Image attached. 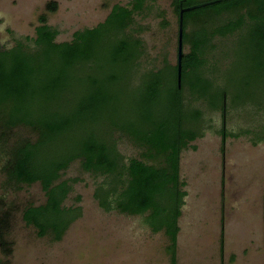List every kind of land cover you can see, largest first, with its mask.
Returning a JSON list of instances; mask_svg holds the SVG:
<instances>
[{"label":"trees","instance_id":"1","mask_svg":"<svg viewBox=\"0 0 264 264\" xmlns=\"http://www.w3.org/2000/svg\"><path fill=\"white\" fill-rule=\"evenodd\" d=\"M146 3L115 5L104 22L75 32L65 43L55 42L57 31L41 16L33 39L35 51L22 43L9 50L0 47V122L9 129L24 126L37 133L34 142L12 149L9 176L18 184L40 183L46 203L29 207L22 215L40 237L50 231L59 241L76 219L77 209L62 207L71 190L69 182H57L60 173L79 160L83 171L109 180V185L94 191L99 207L130 216L148 214L145 224L153 233H164L169 264H176L177 222L186 196L179 175L180 154L202 136L201 112L185 109L183 90L188 87L194 100L223 114L228 81L224 71L223 87L205 75L204 56L215 37L244 29L241 36L247 37L251 48L249 73L259 88L244 98L243 92L232 93V103H264V0H172L178 20L180 12L183 16V45L190 46L181 59V86L176 64L149 72L139 81L142 91L132 97V110L124 103L136 93L128 81L140 56V42L128 30ZM46 9L54 12L56 4ZM242 10L244 15L212 27L221 15ZM189 25L194 31L188 35ZM104 128L120 131L145 149L143 157L162 159V164L136 158L125 164L115 142L102 133ZM219 133L223 144L227 135L224 129Z\"/></svg>","mask_w":264,"mask_h":264},{"label":"rangeland","instance_id":"2","mask_svg":"<svg viewBox=\"0 0 264 264\" xmlns=\"http://www.w3.org/2000/svg\"><path fill=\"white\" fill-rule=\"evenodd\" d=\"M146 1V9L134 16L128 30L140 42V56L128 81L136 93L124 103L132 110L143 76L165 65L172 67L177 60L178 17L172 0ZM131 2L0 0V47L9 50L22 43L35 51L33 39L41 16L57 31L56 43L70 42L75 32L104 22L113 6L127 7ZM50 3L56 4L54 12L46 9ZM244 14V10L223 14L212 27ZM193 31L194 25H189L185 32ZM243 33L244 29L215 37L204 56L205 75L223 87L224 71L228 81L223 114L194 100L188 87L183 90L185 109L201 112L202 136L180 155L179 175L186 196L177 222L176 264H264V103L235 106L231 98L232 93L243 92L244 98L259 88L253 82L255 75L249 73L251 48ZM189 50V44H184L183 53ZM168 79L172 83L171 75ZM222 129L227 135L223 144ZM102 133L115 142L125 164L134 158L162 164V159L143 157L145 149L120 131L104 128ZM36 139L37 133L27 127L9 129L0 122V264H169L168 240L162 231L153 233L145 224L148 214L102 210L93 194L109 180L83 171L79 160L71 162L57 182L68 181L71 186L62 207L78 210L61 239L55 241L50 231L40 237L35 227L26 225L23 212L43 206L46 196L40 183L18 184L9 176L11 153Z\"/></svg>","mask_w":264,"mask_h":264},{"label":"water","instance_id":"3","mask_svg":"<svg viewBox=\"0 0 264 264\" xmlns=\"http://www.w3.org/2000/svg\"><path fill=\"white\" fill-rule=\"evenodd\" d=\"M183 16L182 12H180L179 20H178V41H177V73H176V79H177V86L180 88L181 86V59L183 55Z\"/></svg>","mask_w":264,"mask_h":264},{"label":"crops","instance_id":"4","mask_svg":"<svg viewBox=\"0 0 264 264\" xmlns=\"http://www.w3.org/2000/svg\"><path fill=\"white\" fill-rule=\"evenodd\" d=\"M177 226H178V223H177ZM179 228V227H178ZM178 233H179V231H178ZM177 236H178V234H177ZM176 243H177V237H176Z\"/></svg>","mask_w":264,"mask_h":264},{"label":"flooded vegetation","instance_id":"5","mask_svg":"<svg viewBox=\"0 0 264 264\" xmlns=\"http://www.w3.org/2000/svg\"><path fill=\"white\" fill-rule=\"evenodd\" d=\"M181 155V154H180Z\"/></svg>","mask_w":264,"mask_h":264}]
</instances>
